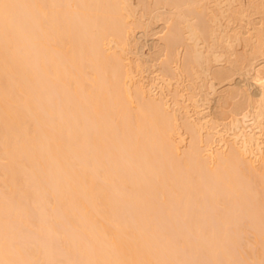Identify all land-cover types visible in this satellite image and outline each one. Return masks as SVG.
Here are the masks:
<instances>
[{
	"label": "bare ground",
	"instance_id": "6f19581e",
	"mask_svg": "<svg viewBox=\"0 0 264 264\" xmlns=\"http://www.w3.org/2000/svg\"><path fill=\"white\" fill-rule=\"evenodd\" d=\"M189 258L264 264V0H0V264Z\"/></svg>",
	"mask_w": 264,
	"mask_h": 264
},
{
	"label": "rangeland",
	"instance_id": "374dc122",
	"mask_svg": "<svg viewBox=\"0 0 264 264\" xmlns=\"http://www.w3.org/2000/svg\"><path fill=\"white\" fill-rule=\"evenodd\" d=\"M156 37H158V36H156ZM154 39L156 40V38L153 37V41H155ZM156 41H157V40H156ZM150 43H151V42H148V44H147V43H146V44L144 43V44L142 45V48H141V51H143V52H140V53H143V54H145V55H151V56H153V55H152V54H153V53H152L153 48H152V49H149V48L152 47V46H154L155 42H152L151 44H150ZM150 45H152V46H150ZM145 46H147V47H145ZM148 47H149V48H148ZM147 49H148L149 51H151V52L147 51ZM146 51H147V52H146ZM148 52H149V53H148ZM131 56H133V54H131ZM131 56L129 55V57H131ZM133 57H135V56H133ZM151 64H153V63H151ZM149 65H150V64H149ZM149 74H150V75H148V74L146 73V76H150V77H151V76L153 75V74H151V73H149ZM144 75H145V74H144ZM150 77H149V80H148V78H147L148 82H149L150 79H151ZM144 81H145L146 83H145ZM144 81H143V82H144L146 85H148V84H147V81H146V78L144 79ZM203 190H204V189H203ZM205 190H207V189H205ZM205 190H204V191H205ZM204 193H205V192H203V194H204ZM208 193H209V192H208ZM203 194L196 195L195 198L197 197V199H198V198L201 199V198L204 197L203 200H202V201H204V202H201V201L199 202V201H197V200H194V201H195V202H198V203H200V204H201V203H203V204L206 203V204H205V206H206V205L209 204V202L207 201L208 199H206V198H207V195H205V194H207V191H206V193L204 194V196H203ZM188 195H189V194H188ZM188 195H186V196H188ZM191 195H193V194H191ZM191 195H190V198H191V201H192V200L194 199V196H191ZM186 196L184 197V199H188V197H186ZM200 196H201V197H200ZM37 200L40 201L39 197H38V199L35 200V203H39ZM188 200L190 201V199H188ZM205 200H206V201H205ZM183 201H184V200H183ZM189 201H188V202H189ZM173 203H174V202H173ZM193 203H194V202H193ZM171 204H172V203H171ZM171 204H168V205H171ZM182 204H183V203H182ZM182 204H181V205H182ZM187 204H188V203H187ZM203 204H202V206H203ZM219 204H222V202H221V203L219 202L218 205H219ZM175 205H176V202H175ZM190 205H191V204H190ZM192 205H193V204H192ZM218 205H216V206H218ZM222 205H223V206H222ZM222 205H221V207L219 206V209H220V210H218V209H216V207H214V210L216 209L215 211H217L216 214L219 213L218 211H221V208H222V207H224V208H227V207H228V206H226V203H225V205H224V203H223ZM171 206H173V205H171ZM176 206H177V205H176ZM176 206H175V207H176ZM182 206H183V205H182ZM187 206L189 207V205H187ZM196 206H197V205H196ZM199 206H200V205H199ZM205 206L202 207V209H203V208H204V209L206 208V212H207V208H208V206H207V207H205ZM183 207H184V206H183ZM172 208H174V207H172ZM172 208H171V209H172ZM177 208H178V207H177ZM177 208H174V209H177ZM199 208H201V207H199ZM209 208H210V207H209ZM162 209H163V208H162ZM162 209H161V210H162ZM164 209H166V206H165ZM164 209H163V210H164ZM174 209H173V211H174ZM183 209H184V208H183ZM193 209H194V207H192L191 210L193 211ZM196 209H197V208H196ZM196 209H194V211H195ZM202 209H200V210H202ZM157 210H158V209H157ZM157 210H156V212H158ZM161 210L159 209L160 213L158 212V214H161V215L156 214V212L154 211L155 213H154L153 217H155L154 219H155V222L157 223L156 219H157L158 217L161 219V218H162L161 216L163 215L164 218H162V219H164V221H165V225H166V221H167V218H168V217H166L167 215H165V214L163 213V210H162V212H161ZM168 210H170V207L168 208ZM188 210H189V209H188ZM188 210H187V211H188ZM198 210H199V209H198ZM210 210H211V209H210ZM210 210L208 209V212H210L209 214H211V218H214L215 216H217V218H218V215H215V214L211 213L212 210H211V211H210ZM222 210H224V209H222ZM228 210H231V211H228ZM234 210H235V209L228 207L227 209H225V212L228 211L227 214H225V216H224V213H225V212L223 213V211H221L220 214H223L222 216H223V218H225V219H226V218H229V217L232 218V216H233V217L238 216V213H237L236 211H234ZM236 210H237V209H236ZM175 211H176V210H175ZM187 211L185 210L184 212H187ZM194 211H193V212H194ZM232 211H234V212H232ZM152 212H153V211H152ZM152 212H151V214H152ZM164 212H165V210H164ZM168 212H169V211H168ZM171 212H172V210H171ZM178 212H179V211H178ZM178 212H177L176 214H178ZM193 212H192V213H193ZM196 212H197V210L195 211V213H196ZM203 212H204V210H203ZM235 212H236V213H235ZM166 213H167V209H166ZM187 213H188V212H187ZM197 213H198V212H197ZM199 213L203 214L202 211H199ZM204 213H205V212H204ZM214 213H215V212H214ZM233 213H235V214H233ZM167 214H169V213H167ZM170 214H171V213H170ZM184 214H185V213H184ZM193 214H194V213H193ZM193 214H191V212H190L189 215H191V216H188V215L186 214L187 216H185V217L182 216V217H180V218H177L178 221H176L177 219H175V220H174L175 222H173V223L171 222L172 220L169 221V219H168V221L171 222L172 225H173L174 223H175L176 225H179V223H183V222H179L180 220L182 221V218L185 220V218H187V217L192 218V219L196 217V220H197V221L199 220V218H203V217H205L206 219H207V217L209 218L208 215H207V217H206V215L202 216V215H200V214H199V215H196V214H195V216H193ZM212 214L214 215L213 217H212ZM229 214H230V215H229ZM156 215H157L158 217H156ZM172 216H173V215H172ZM174 216H175V214H174ZM222 216H221V217H222ZM175 217H176V216H175ZM177 217H178V216H177ZM159 218H158V219H159ZM171 218L173 219V217H171ZM205 218H203V219H205ZM211 218H209V221L213 222L215 218L213 219V221H212ZM158 219H157V220H158ZM162 219H161V220H162ZM188 220H189V219H188ZM188 220H186V221H188ZM193 220H194V219H193ZM227 220H228V219H227ZM229 220H230V218H229ZM234 220H235V219H234ZM186 221H185V222H186ZM194 221H195V220H194ZM194 221H192V222H194ZM232 221H233V218H232ZM244 221H245L246 223H248L246 220H244ZM160 222H161V221H160ZM169 222H168V223H169ZM178 222H179V223H178ZM202 222H203L204 225H207V224H205V223H207L208 221L206 222V220H202ZM202 222H201V223H202ZM211 222L208 223V225H209L208 227H210V225H215L216 220H215V222H213L214 224H213V223L211 224ZM224 222H225V220H224ZM229 222H231V220H230ZM161 223H164V222H161ZM168 223H167V225L165 226L166 229H164V232L161 231V233H162V234H165V235H168V237H170V236L172 237L171 233L174 232V231H172L173 229L170 230V229H171V225H170L171 223H170V224H168ZM240 223H241V222H240ZM243 223H244V222H243ZM194 224H195V223H194ZM196 224H197V223H196ZM199 224H200V222H199ZM225 224H226V223H225ZM231 224H232V223H231ZM168 225H170V229H169V230H167V228H169ZM180 225H181V224H180ZM190 225H191V224H190ZM192 225H193V224H192ZM204 225H202V228H204V227H203ZM242 225H243V224H242ZM242 225H241V226H242ZM229 226H231V225H229ZM229 226H228V227H229ZM246 226H247V224H246ZM215 227H216V225H215ZM242 227H243V226H242ZM242 227H241V230H243ZM244 227H245V225H244ZM244 227H243V228H244ZM9 228H10V226H8V229H9ZM172 228H173V227H172ZM212 228H214V227L212 226ZM230 228H231V227H230ZM245 229H246V228H245ZM245 229H244V230H245ZM27 230H28V229H24V230H22V232L25 233V231H26V232L29 233L30 231H27ZM165 231H167V232H165ZM168 231H169L170 233H169ZM171 231H172V232H171ZM22 232H21V234H22L23 237H27V236H28L29 239H30V238H32V239L35 238L34 240H32V244H31V242H30L31 240H30V241H28V239L26 240V241H27L26 244L30 243L29 245H32V246L34 245L33 247H35V244H33V242H34V243L37 242V239L41 240V238L35 237V236H34L33 234H31V233H29V234H28V233L24 234V233H22ZM23 234H24V235H23ZM172 234H173V233H172ZM29 235H30V236H29ZM31 236H32V237H31ZM173 236H174V235H173ZM241 236H242L244 239L247 238V235H246V237H244L243 234H242ZM241 236H240V237H241ZM174 237H175V236H174ZM242 237H241V238H242ZM249 237H250V236H249ZM249 237H248V238H249ZM243 238L240 239L241 242H242ZM176 239H177V237H176ZM39 240H38L37 244H41V243H39V242H42V244L39 245V246H37V244H36V246H37V248L40 249V248L42 247V245L44 244V241H43V240L39 241ZM240 241H239V242H240ZM244 242H245V240H244ZM24 243H25V240H24ZM228 245H229V244H228ZM228 245H227V246H228ZM230 247H231V246H229V248H230ZM235 248H236V247H233V248L231 249V250L233 251V254H235V252H236V249H235ZM229 251H230V249H229ZM231 253H232V252H231ZM184 259H185V258H184ZM186 259H187V258H186ZM181 260H182V259H181ZM191 260H193V259H191ZM191 260H190V258H189V261H190L192 264H195V263H193L194 261H191ZM183 261H184V262H183ZM183 261H182L183 264H186V263L188 264V262H187L188 260H183ZM185 261H186V262H185ZM190 262H189V263H190Z\"/></svg>",
	"mask_w": 264,
	"mask_h": 264
}]
</instances>
